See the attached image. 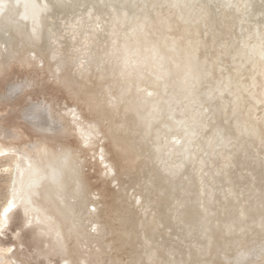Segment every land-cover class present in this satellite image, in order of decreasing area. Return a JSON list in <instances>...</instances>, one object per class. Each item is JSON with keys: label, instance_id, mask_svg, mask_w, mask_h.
Listing matches in <instances>:
<instances>
[{"label": "bare ground", "instance_id": "1", "mask_svg": "<svg viewBox=\"0 0 264 264\" xmlns=\"http://www.w3.org/2000/svg\"><path fill=\"white\" fill-rule=\"evenodd\" d=\"M175 2L0 0L7 263L264 264V4Z\"/></svg>", "mask_w": 264, "mask_h": 264}, {"label": "rangeland", "instance_id": "2", "mask_svg": "<svg viewBox=\"0 0 264 264\" xmlns=\"http://www.w3.org/2000/svg\"><path fill=\"white\" fill-rule=\"evenodd\" d=\"M25 60H24V58L22 56H19L16 59V62L14 60L15 70L12 73L13 74L17 73L16 75L21 73V76H23L27 81L28 80L32 81V80H34L37 77V75H36V72H34V71L31 72V71L34 69V67H37V68L40 69L42 65L39 64L40 67L38 65L30 66L29 64H27V62ZM16 66H17V68H16ZM18 67H19L20 70L18 69ZM8 78H10V76H8ZM41 79H43L45 84H47L48 86H51V85H54L55 83H58V81H55L53 77L48 76V75L44 76L43 78L41 77ZM2 80L0 78V87H1L0 88L1 89L0 90V96L3 93L4 88H5L4 87L5 83H4V85L1 84L3 82ZM27 87L28 86L26 84V86L22 88V91H20L16 95L20 96L23 93H25L26 90H27L26 89ZM24 90H25V92H24ZM61 90L63 91L62 87H61ZM16 95H14L13 98L12 97L9 98L8 100L7 99L3 100L2 97H0V134H1L0 138H2V137L4 138V136L6 134V131H9L12 134V136L9 134L10 135V139L11 140L13 139L12 143L16 142L17 144H19V137H18V134H19L21 136L20 140L23 141V143L30 144V143H33V141L32 140H28V138L32 135V133L29 132L30 134H29V136H28V138L26 140L24 139V133L28 132L31 129V127L34 126V123L32 121L27 120L26 118L24 119L23 115L21 113H19L20 109H23L25 106L22 105V103L21 104L18 103V99L19 98ZM14 102H16V103H14ZM17 109H18V111H17ZM32 132L36 133L38 137L42 136V135H45L44 133H47V132H42L41 130H34V131L32 130ZM69 133H70V135H72V132H69ZM6 160L7 159H5V157H3V156L0 157V210H1V206L3 205L4 200L6 198L7 184H8V180H9V173L6 172L4 170V168H3V165L6 163ZM94 169H95V173L99 172V169L97 167H95ZM99 180H100V178H98V177L94 178V180H93L94 185H96L97 187H99L100 183H101V181H99ZM9 232H12V233H10V234L6 233L5 234V233L2 232L3 234H0V237H2L0 239V264H18V262L14 261V260H13V262L10 260V262L7 263L8 261L5 259V256L6 255L9 256V254L13 253L14 249H15L12 246L10 248L11 244L9 243V241L13 237V232H15V230L12 231V228H11ZM3 235H4V237H3ZM3 239H4V241H3ZM1 241H3V242H1ZM6 247L7 248L9 247V248L6 249ZM3 249H6V250L4 251ZM22 250H24V248H22ZM55 253H57V252L51 250L48 253L49 255L48 254L47 255H41V256H38V258L43 259L44 261L46 260L42 264H47V260H49V259L52 261V263L56 264L57 261H58V255L55 254ZM54 255H56V256H54ZM48 256H49V258H46ZM75 264H78V263L76 262Z\"/></svg>", "mask_w": 264, "mask_h": 264}, {"label": "snow or ice", "instance_id": "3", "mask_svg": "<svg viewBox=\"0 0 264 264\" xmlns=\"http://www.w3.org/2000/svg\"><path fill=\"white\" fill-rule=\"evenodd\" d=\"M224 3H225V6H227V7L237 6V5H234L232 3V0H224ZM261 3L264 4V0H261ZM177 6H181L180 3H179V0H176V2L173 3V7H177ZM243 7L245 8L246 11L250 12L251 5L245 3ZM122 15L126 18L127 17V12L122 13ZM97 27H99V25H97ZM260 59H261L262 62H264V43H262V45H261ZM261 74L264 75V67H262V73ZM152 94L153 93H151V92L148 93L149 96H151ZM204 111L206 112L207 109H204Z\"/></svg>", "mask_w": 264, "mask_h": 264}]
</instances>
